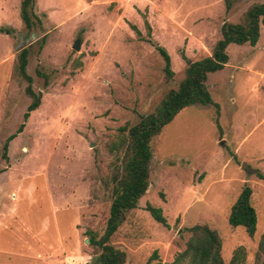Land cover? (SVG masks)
Returning <instances> with one entry per match:
<instances>
[{"label":"rangeland","instance_id":"obj_1","mask_svg":"<svg viewBox=\"0 0 264 264\" xmlns=\"http://www.w3.org/2000/svg\"><path fill=\"white\" fill-rule=\"evenodd\" d=\"M21 2L0 0V264H98L103 249L90 236L104 234L129 173L130 128L179 88L189 61L212 54L225 21L264 0L229 10L225 0H36L33 28ZM156 44L171 56V78ZM24 48L31 80L19 67ZM227 51L207 80L219 107L191 104L150 140L146 190L110 239L126 264H174L195 224L219 232L225 262L254 264L264 233V25L255 45ZM29 82L42 98L25 119ZM246 184L253 237L229 223Z\"/></svg>","mask_w":264,"mask_h":264},{"label":"trees","instance_id":"obj_2","mask_svg":"<svg viewBox=\"0 0 264 264\" xmlns=\"http://www.w3.org/2000/svg\"><path fill=\"white\" fill-rule=\"evenodd\" d=\"M234 2L235 0H225L228 10L232 8ZM35 4L36 0H22L21 2V18L27 28H33L37 22L41 21L40 16L35 12ZM263 25L264 2L251 4L238 22L225 21L221 28L222 36L215 44L212 54L196 61H189L186 77L179 88L169 92L156 113L144 116L136 127L130 128L129 133L133 140L134 154L127 164L129 173L120 180L121 184L118 185L119 188L117 187L118 194L112 205L104 234L99 238L95 234L90 236V243L103 249L98 264H126V253L114 246L110 239L125 220L127 212L136 207L139 198L146 190L152 157L151 138L160 133L162 128L170 123L182 109L191 104L200 103L219 107L207 85L209 74L223 69L227 65L230 60L227 48L230 44L250 43L255 45L260 38ZM156 48L165 58V72L167 77L171 78L174 75V70L169 52L159 44H156ZM20 55L19 67L21 72L26 75L27 48H24ZM27 78L31 80L29 76ZM27 91L32 100L24 114L25 119L29 117L31 111L40 106L42 98V93L36 92L31 82L27 86ZM23 126L24 123L20 125L18 131H22ZM16 135L13 134L9 137L5 149H7L9 141ZM252 196L253 188L246 184L233 203L229 215L231 226L244 227L250 237L255 235L258 223V214L252 203ZM148 210L158 221L167 224L161 208L150 205ZM188 230L191 232V236L187 242V248L177 255L174 264H242L237 255L230 262H225L222 256V238L216 229L207 224H195ZM152 258L153 256L148 261H151ZM184 260L187 262L184 263ZM254 264H264V233L258 245Z\"/></svg>","mask_w":264,"mask_h":264},{"label":"water","instance_id":"obj_3","mask_svg":"<svg viewBox=\"0 0 264 264\" xmlns=\"http://www.w3.org/2000/svg\"><path fill=\"white\" fill-rule=\"evenodd\" d=\"M24 45H25V44H23L22 46H20V48H22ZM81 46H82V40H81V39H77V40L75 41V44L73 45V48L76 49V50H80ZM92 145H93V144H92ZM244 167H245L247 170H249L248 165L244 164ZM87 241H89V239H87Z\"/></svg>","mask_w":264,"mask_h":264}]
</instances>
